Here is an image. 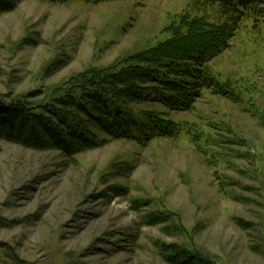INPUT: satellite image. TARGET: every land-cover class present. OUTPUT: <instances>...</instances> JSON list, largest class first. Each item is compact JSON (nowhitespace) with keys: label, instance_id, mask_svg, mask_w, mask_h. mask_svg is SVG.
<instances>
[{"label":"rangeland","instance_id":"rangeland-1","mask_svg":"<svg viewBox=\"0 0 264 264\" xmlns=\"http://www.w3.org/2000/svg\"><path fill=\"white\" fill-rule=\"evenodd\" d=\"M12 1L0 11V100L33 107L133 66L183 15L222 20L203 0ZM208 63L233 96L206 92L188 111L130 102L166 111L173 138L89 124L99 144L67 157L4 137L0 108V264H264V21H242Z\"/></svg>","mask_w":264,"mask_h":264},{"label":"trees","instance_id":"trees-1","mask_svg":"<svg viewBox=\"0 0 264 264\" xmlns=\"http://www.w3.org/2000/svg\"><path fill=\"white\" fill-rule=\"evenodd\" d=\"M203 1L218 6L221 22L183 15L171 40L136 56L127 69L80 79L57 102L33 107L0 100V108L10 114L4 137L34 149L55 147L71 157L99 144L89 124L110 137L142 143L178 136L180 124L166 111L137 113L130 102L156 101L168 110L188 111L206 92L230 98L235 85L222 79L208 61L231 46L242 21L251 20L253 26L264 21V0ZM13 6L12 0H0V11Z\"/></svg>","mask_w":264,"mask_h":264}]
</instances>
